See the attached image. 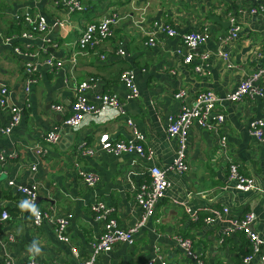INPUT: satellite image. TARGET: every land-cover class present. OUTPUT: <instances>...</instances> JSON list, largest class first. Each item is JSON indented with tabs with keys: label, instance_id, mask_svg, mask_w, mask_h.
Segmentation results:
<instances>
[{
	"label": "crops",
	"instance_id": "crops-1",
	"mask_svg": "<svg viewBox=\"0 0 264 264\" xmlns=\"http://www.w3.org/2000/svg\"><path fill=\"white\" fill-rule=\"evenodd\" d=\"M54 2L0 0V90L5 88L8 103L21 110L20 123L9 135H0V155L8 158L0 162V216L3 211L9 215L7 221H0V240L17 263L79 264L86 260L92 253L91 244L102 233V223L90 211L94 203L114 209L120 229L134 226L141 216L134 200L136 188L148 180L150 166L168 169L175 157L177 141L167 134L168 116L178 114L183 104H192L200 92L212 91L222 97L234 91L246 76L264 67V15L248 12L253 7L260 9L254 0H82L86 9L70 15ZM112 10L122 17L113 37L92 49H79L77 41L85 26ZM25 13L43 18L47 33L31 40L22 38L27 28L16 18ZM229 15L236 19L240 31L236 40L225 43L228 29L223 31L212 17L228 22ZM155 21L174 28L179 36L156 34V46H144L148 37L143 31H149ZM205 27L207 33L196 53H209L210 57L202 62L203 74L198 75L192 68L200 61L183 63L188 51L181 35ZM119 42L124 56L116 53ZM25 54L37 55L40 63L38 81L28 94L23 66L33 59ZM46 58L61 62L62 67L48 68L42 63ZM124 70L134 74L137 100H128L119 82ZM89 78L96 83L85 93L88 102L98 105V96L116 94L125 114L100 124L91 122L78 131L63 127L76 86ZM180 90L185 92L183 101L174 98ZM52 106H61L62 112H55ZM216 111L225 115L221 132L226 147L221 148L209 132L193 125L186 149L188 171L168 174L171 187L153 217L135 235L134 243L99 254L95 264H147L157 256L167 264H196L183 255L174 240L177 235L192 241L203 264H239L247 254L248 241L241 233L227 236L223 231L229 220H239L249 212L255 216L253 231L264 240V142L250 134L252 123L264 118V97L220 101ZM109 115L111 111L105 113ZM127 119L142 134L144 148L152 150L151 160L102 152L92 157L76 154L78 145L96 146L102 134L112 140L130 139ZM8 122L9 114L0 107V127ZM53 128L61 129L60 138L48 145L43 138ZM230 163L253 180L248 192L237 191L228 180ZM80 172L95 175V187H87ZM31 185L36 188V207L68 220L65 235L69 243L59 242L49 223L33 227L30 211L21 210L23 196L17 187ZM222 208L229 210L225 221L204 222L208 210ZM33 245L39 248L38 254L29 251ZM72 247L77 249V257L72 255Z\"/></svg>",
	"mask_w": 264,
	"mask_h": 264
},
{
	"label": "built area",
	"instance_id": "built-area-1",
	"mask_svg": "<svg viewBox=\"0 0 264 264\" xmlns=\"http://www.w3.org/2000/svg\"><path fill=\"white\" fill-rule=\"evenodd\" d=\"M191 1L193 3L199 0H184ZM255 3L260 5V9L253 7L248 12L255 16L264 15V0H254ZM56 5L60 6L68 15L73 13L82 12L86 9L82 0H55ZM228 22L230 27L225 36H223V42L231 43L236 40L240 27L233 16H228ZM18 22H21L26 26V30L20 35L26 40H31L37 36V34H45L48 30L46 21L38 15H31L25 13L21 17L16 18ZM122 20L119 12L112 10L105 15L99 21L87 24L84 28V32L77 41V47L79 49L94 48L105 43L108 39H111L114 35V28ZM207 33V28H203L200 31L186 33L181 35L183 47H185L188 53L183 59L184 64H189L192 60L196 59L200 61V65L192 68L195 74H203L202 62L209 59V53L197 54L196 51L204 40V36ZM143 34L148 37L144 42V46L153 47L156 46L155 37L156 34H164L167 37H178L179 33L172 27L167 26L160 22H153L149 31ZM10 39H8L9 41ZM17 54H22L18 48H15ZM117 55L124 56L123 43H118ZM30 56L33 61L26 62L23 66L24 74V91L29 93L30 89L38 81V69L39 62L37 61V55L25 54ZM226 59V54H221ZM48 68L56 70L62 67V63L54 61L53 58H46L43 62ZM96 80L89 78L86 81L79 83L74 90V100L71 105V113L63 121V127H67L73 131H78L81 128L88 126L89 123L100 124L104 121L120 117L125 114L123 104L120 102L116 94H102L97 97L98 105H94L88 102L85 93L87 90L94 88ZM119 82L127 91L126 98L128 100H137L139 97L138 88L134 82V74L130 70H124L119 75ZM0 107L6 113L9 114V122L6 127H0V135L7 136L21 121V110L14 105H10L6 99L7 90L2 88L0 90ZM264 97V67L259 68L257 71L246 76L236 87V89L230 93L225 94L222 97L217 96L212 91L200 92L194 102L190 105L183 104L180 111L176 115L168 116L167 118V134L170 138L177 141V148L175 151V157L172 165L168 169H161L156 165L150 166L148 170V180L138 185L135 191L134 200L138 208L141 210V216L137 223L126 229H120L117 221L113 217L114 209L108 208L102 203H94L90 207L91 213L94 215L96 221L102 223V233L99 239L91 244L92 253L86 259L82 260L79 264H95L96 257L99 254L110 253L115 246L120 244L132 245L134 243V237L138 233L144 224L153 217L155 207L163 199L166 191L171 187L168 174H184L188 171L186 163V149L187 140L190 129L193 125H197L200 129L209 132L216 140V143L221 148L226 147V137L222 134L221 128L225 122V115L216 111V105L220 101H226L231 103L240 102L244 99H260ZM176 100H184L185 92L180 90L175 95ZM55 112H62L61 106H52ZM107 111H111L112 115L105 116ZM127 125L131 128V138L128 140H112L108 134H102L96 146L86 147L83 144L76 147V154L79 157H92L97 152H102L114 157H121L123 155H136L146 160H151L153 157L152 150L144 148L143 137L140 132L134 127L132 120H126ZM61 129L53 128L43 138L44 142L48 145L55 144L59 141ZM251 136L257 142H264V118L256 120L251 125ZM10 156L9 158H11ZM8 158L0 155V162L5 163ZM35 168L33 167V171ZM83 182L87 187L93 188L98 182L95 175L86 172H80ZM228 180L231 181L235 189L240 192H248L253 186V180L244 176L239 166L235 163L228 165ZM13 185L12 183H9ZM18 192L23 196V201H29L36 207L37 194L35 186H19ZM39 215H34L30 210V221L33 227H40L43 223H49L53 226L54 232L59 242L69 243V238L65 235L68 220L64 216L54 215L51 210H43L36 207ZM229 210L227 208L208 210L207 216L204 219L206 224L213 222L225 221ZM9 219V215L6 211H3L0 216V221L4 222ZM255 221L253 213H246L239 220H229L228 226L224 229L225 235H232L235 233L243 234L248 243L247 254H245L239 264H251L254 260H257L258 264H264V240L259 238L256 232L253 231L252 225ZM175 242L179 246L183 255L189 259H193L196 264H203L200 258H197L193 243L189 238L177 235L174 238ZM12 241V237L9 238ZM0 264H48L39 261H27L17 263L10 259L8 256L4 243L0 240ZM72 255L77 257L78 252L76 248H71ZM167 264L160 256L156 259L149 261L147 264Z\"/></svg>",
	"mask_w": 264,
	"mask_h": 264
},
{
	"label": "clouds",
	"instance_id": "clouds-1",
	"mask_svg": "<svg viewBox=\"0 0 264 264\" xmlns=\"http://www.w3.org/2000/svg\"><path fill=\"white\" fill-rule=\"evenodd\" d=\"M19 206H20L21 210L27 209V210H30L34 215H37V216L39 215L35 205L29 201H23ZM33 249L35 250V252L37 254L40 251L39 248L36 247L35 245H33L31 248H29V251L31 252V251H33Z\"/></svg>",
	"mask_w": 264,
	"mask_h": 264
},
{
	"label": "water",
	"instance_id": "water-1",
	"mask_svg": "<svg viewBox=\"0 0 264 264\" xmlns=\"http://www.w3.org/2000/svg\"><path fill=\"white\" fill-rule=\"evenodd\" d=\"M212 18H213V20L217 21L219 24L222 25L223 31H225L226 29H229V27H230V23L229 22H223L217 17H212Z\"/></svg>",
	"mask_w": 264,
	"mask_h": 264
},
{
	"label": "trees",
	"instance_id": "trees-1",
	"mask_svg": "<svg viewBox=\"0 0 264 264\" xmlns=\"http://www.w3.org/2000/svg\"><path fill=\"white\" fill-rule=\"evenodd\" d=\"M247 253V252H246Z\"/></svg>",
	"mask_w": 264,
	"mask_h": 264
}]
</instances>
